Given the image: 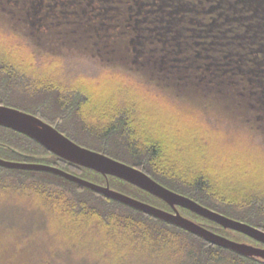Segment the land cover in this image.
<instances>
[{
	"label": "trees",
	"instance_id": "trees-1",
	"mask_svg": "<svg viewBox=\"0 0 264 264\" xmlns=\"http://www.w3.org/2000/svg\"><path fill=\"white\" fill-rule=\"evenodd\" d=\"M76 1L83 3L78 14H86L89 24L101 18L106 33L115 29L118 49L131 35L135 62L145 52L147 57L150 41L153 62L159 67L176 73L182 66L184 75H177L187 79L188 69L196 66L202 72L198 81L208 86L212 79L207 81L203 72L214 71L216 94L234 97L244 94L238 88L229 91L231 81L249 86L257 75L264 76V0H0L17 4L31 29L38 22L48 24V12L52 23H61L66 9ZM1 16L0 104L35 114L73 141L264 231V135L259 128L261 114L251 108L254 105L249 110L252 114L246 113L250 118L231 116L220 106L198 103L143 76L136 65L102 61L100 50L92 53L96 57L89 64L95 69L76 79L65 78L58 74L62 67L75 64H58L62 56L40 50L22 24L9 15ZM248 59L252 66L243 69L240 64ZM103 72L114 75L118 84L101 80ZM238 73L246 83L229 78ZM93 75L95 83L89 77ZM259 88L264 99V84ZM0 157L51 164L173 211L148 191L72 163L3 125ZM9 173L15 181L4 178ZM28 186L34 192L22 194L39 199L40 210L0 214V264H264L262 258L212 243L58 174L0 165V189L17 194ZM176 208L216 233L264 247L244 233ZM44 226H51L58 231L57 239L68 238L71 244L53 242ZM124 250L129 252L128 260H110Z\"/></svg>",
	"mask_w": 264,
	"mask_h": 264
},
{
	"label": "rangeland",
	"instance_id": "rangeland-1",
	"mask_svg": "<svg viewBox=\"0 0 264 264\" xmlns=\"http://www.w3.org/2000/svg\"><path fill=\"white\" fill-rule=\"evenodd\" d=\"M82 5L83 3H81V1H76L75 4L70 5L64 12V15L61 19L62 22L59 24L51 22L48 12V24H45L44 22H38L33 29L29 27L28 22L25 20L26 17H23L24 12H19L18 10L20 9L15 3L0 2V17H2L1 15H9L10 17L14 18V20H17L18 23L22 24V27L26 34L28 33L30 35V37L38 45L40 50L48 51L50 53L59 54L60 56H62L64 60H58V64H75L66 68L62 67L63 71L59 72L58 74L63 73V76L65 78L76 79L82 77L83 72H86L87 70L89 71L91 68L95 69L96 67H93L89 64L92 60H94L93 57H96H92V53H96L97 50H100L102 57L99 56V58L102 61L112 65H126L128 67H135L136 65L140 70L139 72L143 76L165 84L177 94L185 96L198 103L204 105L220 106L228 113L233 114L231 116H236L237 114L236 117H239L243 114V116L245 115L246 117H249V114L246 113L252 114V112H250L249 110L251 105H254L251 108L261 114L260 117L262 123L261 126L259 125V128L261 129V133L264 135V99H262V94L259 88V86H262L264 84V76L260 74L257 75V80L255 81L254 79L249 86H236L235 82L231 81L233 85L227 86V88L229 87V91H234L235 88L240 89L244 94L241 97H234L230 96L229 94H216L217 86L214 84V71L207 70L206 73L203 72V74L206 75L207 81H209V77L212 79L209 86L207 83H201V81H198L199 75H201L202 72L200 69L197 70L196 66H192L188 69L187 79L180 78L178 77L177 72L184 75V69L181 68L182 66H180L175 71L176 73H173L171 68H168L166 70L165 67H159L153 62L154 55L149 48L150 41H148L147 43V57L145 52L144 54H141L140 59H137V61L135 62L133 55H131V53H133L131 52L132 48L129 47V39L131 38V35L125 37L121 41L118 49V46L114 41L116 36V34L114 33L115 29H112L109 34L106 33V28L102 25V23H100L101 18H98L92 21L91 24H89L86 21V14L84 15V17L78 14V12L81 11ZM20 20L21 22H19ZM113 49V52L111 51L108 53V50ZM189 52H192V50L190 49ZM240 66L243 67V69H250L252 64L249 63L248 59L247 61L241 62ZM94 72L99 73L100 71L96 70ZM100 75L102 76L101 80H103L104 77L105 82L109 81V83H111L112 85L118 84V82L113 79L114 75H107V72H103V74ZM89 77L92 78L91 82H96L94 75ZM233 77H236L238 79V82L242 81L246 83L241 77L239 78V73L235 76L232 75L229 78ZM225 79L227 80L226 77ZM80 144L84 145V143L82 142ZM4 178L6 180L15 181V175L11 173L6 175ZM32 192H34V190L33 188H29V186L25 187V189L23 190H20L17 194L7 189H0V214L17 216L22 213H26L29 209L34 210L35 212L39 211L40 200L28 195H24L31 194ZM35 228H40V230L42 231V227H37L36 225ZM43 230L47 233V237L49 236V238L53 240V242L71 244V240L68 238L64 237L57 239V237L59 236L58 231L54 230L51 226L45 227ZM55 237L56 239H54ZM244 243L254 245L253 243L249 242ZM128 253L129 252L127 250H124L121 254L114 253L111 256L110 260L113 262L126 261L129 259ZM140 255L143 256L145 254Z\"/></svg>",
	"mask_w": 264,
	"mask_h": 264
},
{
	"label": "water",
	"instance_id": "water-1",
	"mask_svg": "<svg viewBox=\"0 0 264 264\" xmlns=\"http://www.w3.org/2000/svg\"><path fill=\"white\" fill-rule=\"evenodd\" d=\"M0 125L10 127L30 136L52 153L72 163L96 170L103 175H113L126 180L162 199L173 208V211L164 210L114 190L108 183L106 185L99 184L51 164L14 161L0 157V165L9 168L42 170L58 174L79 185L100 192L131 207L187 229L212 243L246 256L264 259V247L236 241L216 233L181 215L176 206L178 205L189 209L198 215L215 221L225 228L244 233L264 244L263 230L207 208L193 199L165 187L142 170L73 141L56 127L35 114L13 106L0 104Z\"/></svg>",
	"mask_w": 264,
	"mask_h": 264
}]
</instances>
